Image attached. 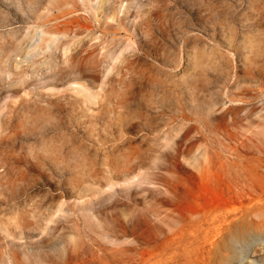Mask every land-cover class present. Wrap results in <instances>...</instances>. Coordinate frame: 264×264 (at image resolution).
Wrapping results in <instances>:
<instances>
[{"label":"rangeland","instance_id":"obj_1","mask_svg":"<svg viewBox=\"0 0 264 264\" xmlns=\"http://www.w3.org/2000/svg\"><path fill=\"white\" fill-rule=\"evenodd\" d=\"M0 264H264V0H0Z\"/></svg>","mask_w":264,"mask_h":264}]
</instances>
